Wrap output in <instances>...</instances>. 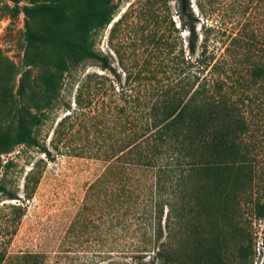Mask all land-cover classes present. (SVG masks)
<instances>
[{"label": "rangeland", "instance_id": "rangeland-1", "mask_svg": "<svg viewBox=\"0 0 264 264\" xmlns=\"http://www.w3.org/2000/svg\"><path fill=\"white\" fill-rule=\"evenodd\" d=\"M178 3L0 0V182L7 189L0 190V264H150L154 260L156 246L168 235V205L160 224L152 207L155 169L98 157L93 151L103 142V133L98 135L92 127L70 143L94 148L86 153L76 154L63 142L57 150L54 139L58 122L71 112L70 104L77 106L78 87L88 72L102 75L106 87L115 86L106 100L128 93L145 96L163 85V16L167 12L180 30L176 34L188 43L189 32L180 27ZM192 6L201 20L197 25L200 44L207 42L220 60L227 59L236 69L234 77L243 65L262 59L264 0H192ZM29 26L68 37L81 31L96 50L108 56L117 72L100 60L84 58L66 72L60 96L51 100L44 95L43 84L62 55L52 43H31ZM98 100L101 105L102 97ZM245 101L252 140L261 151L259 167L264 171V87ZM25 118L41 145L22 139ZM87 124L92 126V121ZM44 146L55 156H47ZM34 166L39 171L33 174ZM228 172L216 170V183L228 184ZM121 176L127 177L122 181L127 191L120 187ZM101 178L102 191H93L91 184ZM206 192L189 196L188 215L176 231V251L169 263L244 264L240 233H232L222 211L201 206ZM225 192L216 191L215 197ZM243 204L251 210V205ZM250 215L252 264H264V219ZM158 229L163 231L160 237ZM139 250L145 251L146 258L132 257Z\"/></svg>", "mask_w": 264, "mask_h": 264}, {"label": "trees", "instance_id": "trees-1", "mask_svg": "<svg viewBox=\"0 0 264 264\" xmlns=\"http://www.w3.org/2000/svg\"><path fill=\"white\" fill-rule=\"evenodd\" d=\"M178 13L180 27L189 32L188 43L186 46L181 34H176L180 30L167 12L163 16V85L145 96L128 93L106 100L113 95L109 89L115 92V86L106 87L97 72L86 73L76 94L77 106L70 104L71 112L58 122L54 146L58 150L63 142L76 154L96 148L93 152L103 159L155 169L152 207L160 224L168 205V235L156 246L150 264H170L171 254L176 251V231L188 215L189 196L195 191H208L201 206L224 213L234 229L232 233L238 231L241 235L243 263L252 264L255 251L250 214L264 219V171L259 167L261 151L252 140L253 125L245 100L255 89L264 87V55L253 65H243L234 77L236 69L227 59L220 60L207 42L200 44L197 25L201 20L192 0H179ZM28 36L31 43H52L60 49L62 57L53 64L50 78L43 84L44 95L51 100L60 96L66 72L84 58L100 60L104 67L117 72L108 56L96 50L81 31L68 37L29 26ZM179 38L182 45L177 50ZM88 120L92 126L87 124ZM29 122L28 118L23 120L22 139L41 145ZM90 127L98 135L103 133V142L94 148L70 144L81 131H91ZM43 149L47 156H55L47 146ZM218 169L229 171L226 174L233 181L230 179L223 186L216 183L214 173ZM38 171L36 166L31 170L33 174ZM123 177H119L120 187L127 191V184L122 183L127 177ZM90 187L102 191V178ZM0 190H7L1 182ZM216 191L228 192L216 198ZM257 191L261 194L255 196ZM243 202L251 205L250 211ZM158 230L160 237L163 231ZM145 254L143 250L134 251L132 257L146 258Z\"/></svg>", "mask_w": 264, "mask_h": 264}]
</instances>
